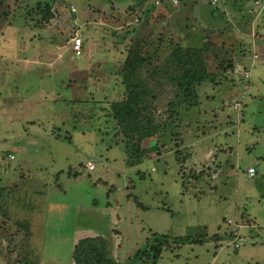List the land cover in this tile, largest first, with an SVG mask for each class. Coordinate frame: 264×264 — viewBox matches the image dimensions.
Segmentation results:
<instances>
[{
  "label": "rangeland",
  "instance_id": "374dc122",
  "mask_svg": "<svg viewBox=\"0 0 264 264\" xmlns=\"http://www.w3.org/2000/svg\"><path fill=\"white\" fill-rule=\"evenodd\" d=\"M250 1L0 0V264H75L74 242L93 235L126 262L152 233L194 240L164 248L157 264H264V227H248L237 248L226 222L264 225V0ZM138 14L155 30L149 69L167 41L208 39L215 77L196 84L199 104L176 108L163 147L144 139L147 155L131 161L107 109L123 96L117 71ZM171 97L154 106L168 110Z\"/></svg>",
  "mask_w": 264,
  "mask_h": 264
},
{
  "label": "trees",
  "instance_id": "16d2710c",
  "mask_svg": "<svg viewBox=\"0 0 264 264\" xmlns=\"http://www.w3.org/2000/svg\"><path fill=\"white\" fill-rule=\"evenodd\" d=\"M255 1H250L252 2L250 7L254 6ZM144 3L145 0H135L136 6H142ZM208 5L206 15L216 17V4ZM129 9L132 8H127ZM129 12L133 13L134 10ZM135 18L140 23L144 21L141 32L134 33L136 36H130L133 39L129 40L130 43L124 49V58L117 71L123 86V96L111 101L108 109L106 108L108 116L115 123V142H124L131 161H137L147 155L148 152L141 146L144 139H154L157 150L160 146L163 147V144L159 145V143L164 133H172V128L179 126L178 123L173 122L175 119L172 117L178 112L176 108L184 107V110H187L190 106L199 104L200 100H197L198 94L195 92L196 84L211 81L215 77L207 68L205 53L207 44L210 43L208 39L207 43L198 47L167 41L165 57L149 69L152 60L156 58L153 52L158 53L156 48L150 50V45H153L151 44L153 41L150 40L155 30L140 14ZM145 30L147 33H144ZM135 31L136 29L132 27L130 33ZM156 42L158 47L163 44L162 41H158V37ZM261 48V50L257 48V52L263 56L264 46ZM166 90L172 92V97L168 102V110L162 112L154 106V103ZM75 170L72 171V175H76ZM186 241L194 240L152 233L147 238L145 247L138 249L133 258L120 262L109 256L107 241L103 236H84L75 241L72 259L75 264H132V259L140 260L142 263L157 264L164 248H169L172 243L177 246Z\"/></svg>",
  "mask_w": 264,
  "mask_h": 264
},
{
  "label": "built area",
  "instance_id": "2783aa9c",
  "mask_svg": "<svg viewBox=\"0 0 264 264\" xmlns=\"http://www.w3.org/2000/svg\"><path fill=\"white\" fill-rule=\"evenodd\" d=\"M158 1L155 0V3H158ZM137 21V20H136ZM72 41H73V45H72V49L74 51L75 55H79L81 52V38L77 35L72 36ZM12 157V155H11ZM88 170H91L94 168V165L92 163L91 160H87L85 165H84ZM256 175V170L253 166H249L246 169V176L248 178H253ZM230 226V230L229 233L232 237V243L234 245V247H238L241 244V238H240V228L242 227L241 224L236 223L233 219H228L226 221Z\"/></svg>",
  "mask_w": 264,
  "mask_h": 264
},
{
  "label": "crops",
  "instance_id": "0c3cea01",
  "mask_svg": "<svg viewBox=\"0 0 264 264\" xmlns=\"http://www.w3.org/2000/svg\"><path fill=\"white\" fill-rule=\"evenodd\" d=\"M31 140H36L35 138H33V137H30V139H29V142L30 143H32V141ZM13 158V157H12ZM251 221L249 222V223H246V225H244V224H241L242 225V227L240 228V238H241V244L238 246V247H240V246H242L243 245V243L246 241V239H248V237L253 233L252 232V228H248V227H250V226H253V227H255V228H257L258 226H262V227H264V225H263V223H262V221H260V222H256L254 219H251L249 216H247ZM253 218V217H252ZM234 220V219H233ZM240 224V223H239ZM255 225H258V226H255ZM245 228H247V229H245ZM249 229V230H248ZM261 230H264V228H259L258 230H256V231H258L257 233H256V235H255V237H257V238H259V242L258 243H262L263 242V240H264V235L263 236H261L260 234H259V232L260 233H264V231H261ZM227 233H229V232H227ZM254 234V233H253ZM230 235V234H229ZM94 236V235H93ZM248 236V237H247ZM75 243V242H74ZM231 243H232V240H231ZM250 243L252 244V243H255V241H254V239H252L251 241H250ZM257 243V242H256ZM237 247V248H238ZM244 254H246V256L248 257V258H250V260H252V261H254L255 263H258V257H257V252L255 251V252H253L252 250H249V249H244V250H242V252H241V255H244ZM245 256V255H244Z\"/></svg>",
  "mask_w": 264,
  "mask_h": 264
}]
</instances>
